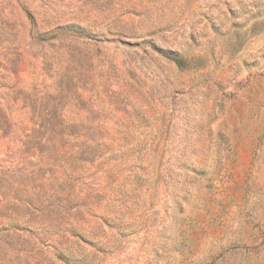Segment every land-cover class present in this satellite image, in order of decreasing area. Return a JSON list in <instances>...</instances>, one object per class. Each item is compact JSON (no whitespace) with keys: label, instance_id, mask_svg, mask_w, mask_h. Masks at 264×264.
Here are the masks:
<instances>
[{"label":"rangeland","instance_id":"obj_1","mask_svg":"<svg viewBox=\"0 0 264 264\" xmlns=\"http://www.w3.org/2000/svg\"><path fill=\"white\" fill-rule=\"evenodd\" d=\"M0 264H264V0H0Z\"/></svg>","mask_w":264,"mask_h":264},{"label":"trees","instance_id":"obj_2","mask_svg":"<svg viewBox=\"0 0 264 264\" xmlns=\"http://www.w3.org/2000/svg\"><path fill=\"white\" fill-rule=\"evenodd\" d=\"M176 62H177L178 64H180V63H181V59H177Z\"/></svg>","mask_w":264,"mask_h":264}]
</instances>
